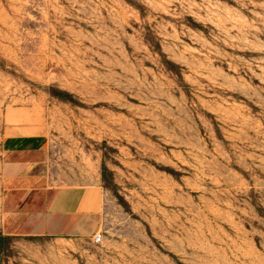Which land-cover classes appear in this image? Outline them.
<instances>
[{
	"label": "rangeland",
	"instance_id": "1",
	"mask_svg": "<svg viewBox=\"0 0 264 264\" xmlns=\"http://www.w3.org/2000/svg\"><path fill=\"white\" fill-rule=\"evenodd\" d=\"M17 135L101 179L102 243L3 217L0 264H264V0H0V213Z\"/></svg>",
	"mask_w": 264,
	"mask_h": 264
},
{
	"label": "crops",
	"instance_id": "2",
	"mask_svg": "<svg viewBox=\"0 0 264 264\" xmlns=\"http://www.w3.org/2000/svg\"><path fill=\"white\" fill-rule=\"evenodd\" d=\"M47 148L48 140L35 135L11 136L4 141V155L10 158L5 162L9 188L3 198L0 227L4 217L6 235L58 240L93 236L104 210L101 179L89 184L48 186L45 178L34 172L47 167Z\"/></svg>",
	"mask_w": 264,
	"mask_h": 264
},
{
	"label": "built area",
	"instance_id": "3",
	"mask_svg": "<svg viewBox=\"0 0 264 264\" xmlns=\"http://www.w3.org/2000/svg\"><path fill=\"white\" fill-rule=\"evenodd\" d=\"M93 243L99 245L102 243V235L101 233H97L93 236Z\"/></svg>",
	"mask_w": 264,
	"mask_h": 264
},
{
	"label": "trees",
	"instance_id": "4",
	"mask_svg": "<svg viewBox=\"0 0 264 264\" xmlns=\"http://www.w3.org/2000/svg\"><path fill=\"white\" fill-rule=\"evenodd\" d=\"M1 240H5V237H1Z\"/></svg>",
	"mask_w": 264,
	"mask_h": 264
}]
</instances>
